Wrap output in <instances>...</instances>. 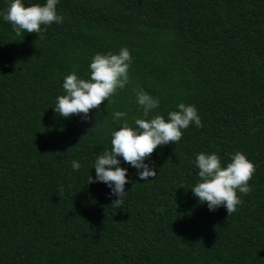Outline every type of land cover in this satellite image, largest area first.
<instances>
[{
  "label": "trees",
  "instance_id": "1",
  "mask_svg": "<svg viewBox=\"0 0 264 264\" xmlns=\"http://www.w3.org/2000/svg\"><path fill=\"white\" fill-rule=\"evenodd\" d=\"M56 10L63 23L42 37L0 21V264H264V0H59ZM120 47L129 83L101 115L54 114L63 76L87 78L94 53ZM133 89L159 98L153 114L193 105L201 127L153 150L154 177L128 167L115 209L103 183L86 181L119 127L112 112L130 125L140 116ZM237 150L255 167L251 191L237 192L235 212H210L188 189L195 154L223 164Z\"/></svg>",
  "mask_w": 264,
  "mask_h": 264
},
{
  "label": "clouds",
  "instance_id": "2",
  "mask_svg": "<svg viewBox=\"0 0 264 264\" xmlns=\"http://www.w3.org/2000/svg\"><path fill=\"white\" fill-rule=\"evenodd\" d=\"M58 2L59 0H43L42 3L7 0L6 7L0 10V21L8 23L17 35L24 32L42 37L48 25L63 23L64 17L56 10ZM130 64L131 56L127 47H120L117 52L94 53L87 64V78L78 76L75 70L63 76L60 83L63 94L55 97L51 107L53 113L62 118L78 116L83 122L89 120L92 109L96 110L95 116H100L101 103L110 102V97L117 90L128 85ZM133 93L140 116L133 118L130 125L125 119L126 112H112L111 119L113 123L118 122L119 127L109 129L110 148L103 149L95 156L90 168L94 169V176L88 173L86 181L103 183L109 189L108 196L115 197L110 203L115 209L121 207L127 194L124 186L129 182L128 167L136 170V178L140 181L154 177L156 171L154 166H150V154L153 150L170 142H178L182 130L190 124L201 127L200 116L193 105L177 103L174 110L162 116L153 114L159 106V98L143 89H133ZM226 155L228 159L222 164L215 152L196 153L193 165L197 170V182L188 189L208 211L222 206L229 215L237 210L241 202L237 192L247 195L251 191L248 181L252 178L255 167L241 151ZM122 163L127 167H122ZM80 167L77 160L71 161L73 171Z\"/></svg>",
  "mask_w": 264,
  "mask_h": 264
}]
</instances>
